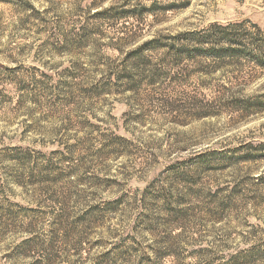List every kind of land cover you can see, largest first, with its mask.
<instances>
[{"label": "rangeland", "instance_id": "obj_1", "mask_svg": "<svg viewBox=\"0 0 264 264\" xmlns=\"http://www.w3.org/2000/svg\"><path fill=\"white\" fill-rule=\"evenodd\" d=\"M219 24L264 0H0V264H264V64L173 45Z\"/></svg>", "mask_w": 264, "mask_h": 264}, {"label": "trees", "instance_id": "obj_2", "mask_svg": "<svg viewBox=\"0 0 264 264\" xmlns=\"http://www.w3.org/2000/svg\"><path fill=\"white\" fill-rule=\"evenodd\" d=\"M236 24L213 25L205 32L186 33L176 37L184 53L199 52L203 54H229L248 52L258 64H264V31L258 29L251 33L241 28L235 29ZM165 40L154 39L143 44L139 50L150 46H165ZM172 46V44H170Z\"/></svg>", "mask_w": 264, "mask_h": 264}]
</instances>
